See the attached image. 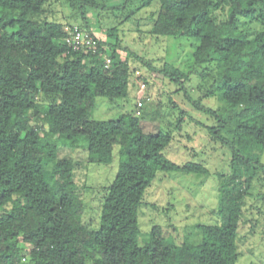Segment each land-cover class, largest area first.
Segmentation results:
<instances>
[{
	"label": "trees",
	"instance_id": "obj_1",
	"mask_svg": "<svg viewBox=\"0 0 264 264\" xmlns=\"http://www.w3.org/2000/svg\"><path fill=\"white\" fill-rule=\"evenodd\" d=\"M49 1L0 0V264H24L25 252L33 264H236L245 193L264 174L252 153L264 149V0H65L80 20L68 29L47 17ZM154 2L150 35L196 40L188 71L167 61L152 66L122 45L116 25L97 27L100 37L90 31V8L115 12L136 4L140 10ZM76 31L90 34L93 47L67 42ZM130 58L215 118L208 132L230 152L231 171L218 174L219 222L197 223L195 242L170 243L153 225L139 243L138 209L156 173H208L201 163L166 157L170 131L142 130L141 120L160 119L159 104L143 96L130 112L90 118L97 97L126 101L135 74ZM209 66L215 67L211 87L193 98L186 87L190 74L201 68L200 76H207ZM215 94L222 108L201 103ZM115 146L118 169L103 187L98 226L91 228L82 220L75 171L109 165ZM59 147L84 149L86 160L60 158Z\"/></svg>",
	"mask_w": 264,
	"mask_h": 264
},
{
	"label": "rangeland",
	"instance_id": "obj_2",
	"mask_svg": "<svg viewBox=\"0 0 264 264\" xmlns=\"http://www.w3.org/2000/svg\"><path fill=\"white\" fill-rule=\"evenodd\" d=\"M120 1V0H117ZM151 6L136 10V4L125 10L112 12L111 10L96 12L88 9L87 20L91 23L90 31L100 37L97 27H118V36L122 45L144 58L154 67H160L167 61L178 66L183 71L191 69L190 55L193 51L195 39L191 38H155L148 33L152 25L149 19ZM47 17L62 23L65 29L68 24L79 27V17L68 7L65 0H50L47 5ZM133 18H123L130 12ZM221 16V15H220ZM246 22L241 23L244 27ZM84 30V29H83ZM112 41V40H111ZM125 52L121 51L124 58ZM129 64L135 70L125 102L116 99L111 102L104 97H97L96 104L90 118L113 119L121 112L135 109L136 103L144 96L149 103L160 106L158 121L141 120L140 126L146 133H156L159 130L170 131L173 141L165 150L167 158L175 163L193 161L203 164L206 174L158 171L150 186L143 194L142 203L138 209V224L140 227L139 243L148 237L153 225L162 228L163 235L170 243L178 244L183 240L195 242L199 233L195 229L197 223L217 224L216 214L218 206V174L227 175L231 171L230 152L220 142L215 141L207 127L216 124L215 118L195 110L178 92L177 86L169 82L160 73L151 71L138 60L129 59ZM199 68L190 74L186 83L187 90L193 98L203 96L205 89L211 87L215 67H207L209 75L200 76ZM144 83V88L139 84ZM215 92V88H213ZM41 101V98H39ZM201 103L212 109H220L224 102L217 94L202 97ZM181 120L180 127L177 122ZM118 147L113 150V160L109 165L89 163L75 171V181L82 191L84 198L83 222L91 228L98 226L102 190L108 186L116 175L119 156ZM253 156L264 164V149L252 150ZM86 150L59 147L58 156L75 161L86 160ZM238 259L236 264H264V174L259 172L245 193L242 212L237 231ZM24 264H33L27 252Z\"/></svg>",
	"mask_w": 264,
	"mask_h": 264
},
{
	"label": "built area",
	"instance_id": "obj_3",
	"mask_svg": "<svg viewBox=\"0 0 264 264\" xmlns=\"http://www.w3.org/2000/svg\"><path fill=\"white\" fill-rule=\"evenodd\" d=\"M67 42L73 45L74 48H79L86 46L87 48L93 47V38L90 34H85L83 32L76 31L67 37ZM109 62V59H107ZM144 88V83L139 84V88ZM140 103L138 102V106Z\"/></svg>",
	"mask_w": 264,
	"mask_h": 264
}]
</instances>
